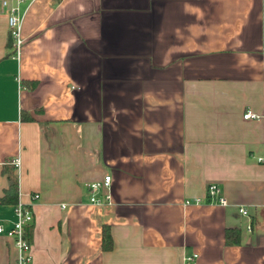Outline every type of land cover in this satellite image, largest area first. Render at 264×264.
Instances as JSON below:
<instances>
[{"label":"crops","instance_id":"1","mask_svg":"<svg viewBox=\"0 0 264 264\" xmlns=\"http://www.w3.org/2000/svg\"><path fill=\"white\" fill-rule=\"evenodd\" d=\"M15 5L20 58L0 0V196L3 166L19 160L34 213L22 264H264V0ZM106 174L112 203L93 204L88 185ZM210 184L226 206L209 202ZM14 207L0 205L5 229ZM0 264H21L5 235Z\"/></svg>","mask_w":264,"mask_h":264},{"label":"built area","instance_id":"2","mask_svg":"<svg viewBox=\"0 0 264 264\" xmlns=\"http://www.w3.org/2000/svg\"><path fill=\"white\" fill-rule=\"evenodd\" d=\"M14 1L16 3L30 1V0H2L3 6L8 8V29L9 36L13 40V50L15 58H20L23 48H24V38L22 34L24 17L20 13L18 5L9 8V2ZM244 119H255L259 120L261 117L251 111H247L244 114ZM14 164L18 168L20 165L19 160H15ZM112 185V176L106 174L102 179L91 182L88 188L92 191L91 203L102 204L104 201L109 204L112 203V196L110 194V189ZM97 192H103V199L97 197ZM33 199H38L39 195L35 194ZM207 199L212 204H220L226 206L228 204L227 199L222 195V191L217 184H210L207 189ZM202 200H196V203H201ZM189 205V202H186ZM66 208V205L62 206ZM16 221L13 223L12 227L5 229L3 225H0V235H5L7 238L13 241V244L18 252L19 262L27 263L30 261V252L32 245L26 237V229L34 222V213L30 207H27L21 203H18L14 207ZM239 213L243 216H249V211L245 207L239 208ZM249 231L252 227H248ZM198 255L186 257V264H191L196 261Z\"/></svg>","mask_w":264,"mask_h":264},{"label":"trees","instance_id":"3","mask_svg":"<svg viewBox=\"0 0 264 264\" xmlns=\"http://www.w3.org/2000/svg\"><path fill=\"white\" fill-rule=\"evenodd\" d=\"M8 46L13 48V40L10 37ZM25 83L31 84L32 88L37 85L34 81ZM22 119H24V121H33V118L28 113H22ZM2 172L7 177L9 185L0 196V205H16L20 203L19 176L16 167H14L11 163L5 164ZM225 241L227 245H239L241 242V231L237 228L227 229L225 232ZM113 248L114 241L111 233V227L109 225H104L102 228V250L104 252H109L112 251Z\"/></svg>","mask_w":264,"mask_h":264}]
</instances>
